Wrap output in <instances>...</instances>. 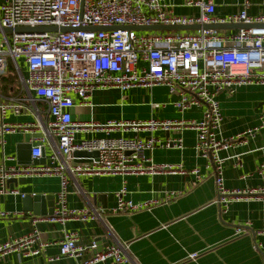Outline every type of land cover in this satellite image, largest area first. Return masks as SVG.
Listing matches in <instances>:
<instances>
[{
	"label": "built area",
	"instance_id": "2783aa9c",
	"mask_svg": "<svg viewBox=\"0 0 264 264\" xmlns=\"http://www.w3.org/2000/svg\"><path fill=\"white\" fill-rule=\"evenodd\" d=\"M171 0H0V28L50 27L58 30L46 32L0 33V76L9 74L13 68L21 82V94L16 102L0 101V143L4 135L23 128L22 124L8 123L3 115L8 110L20 114L30 100L29 94L42 97L48 106L50 120L41 142L31 138L32 158L38 159L44 152L43 143L52 141L50 161L45 165L10 166L0 165L1 192L18 194L19 190L6 188V181L20 174L37 173L56 175L60 189L56 194L55 211L52 215L33 216V228L20 236L0 243V264L13 252L28 256L43 252L48 243L41 239L37 223L43 220L65 223L72 218L97 220L101 214L93 208H70L68 206L70 175L76 173H158L178 171L174 165L156 164L147 155L158 139L139 136L81 139L77 133L90 126L102 131L114 127L123 129H194L196 152L214 165L220 201L225 207L234 199L243 196L239 190H229L224 181V158L220 151L230 148L236 139L246 135L255 137L264 130V112L260 122L242 133L224 138L221 136L223 114L218 95L223 91L233 93L239 86L264 85V14L250 15V0L226 16L216 15L214 0H185L186 6H195L199 13L177 15ZM260 4H264L261 0ZM253 25L250 28L201 29L180 31H136L132 26L153 25H204V24ZM67 27L71 30L61 31ZM108 27L109 29H92ZM23 70L26 73L23 74ZM165 85L180 99L175 106L181 111L194 106H204L200 119L188 120H126L99 124L75 121L72 95L88 104L96 89L119 88L128 90L138 86ZM164 146L183 148L182 137L169 139ZM77 150L99 151V159L76 158ZM76 159H91L77 162ZM264 181V163L259 168ZM197 174L199 170L193 169ZM126 188L118 191L117 204L111 213H127L149 208L150 203H134L124 198ZM243 193V194H242ZM179 193L172 191L170 196ZM264 194V186L245 191L244 195ZM26 196V194H22ZM10 215L0 212V216ZM240 232V230H238ZM259 247V245H257ZM97 242L84 245L75 231H64L60 252L56 257L81 258L89 249H96ZM125 247L113 243L101 252L79 264H94L108 259L115 263L129 260ZM264 253V247L262 248ZM195 257V255H192Z\"/></svg>",
	"mask_w": 264,
	"mask_h": 264
},
{
	"label": "crops",
	"instance_id": "0c3cea01",
	"mask_svg": "<svg viewBox=\"0 0 264 264\" xmlns=\"http://www.w3.org/2000/svg\"><path fill=\"white\" fill-rule=\"evenodd\" d=\"M214 1L217 4L216 15L222 17L237 12L244 0ZM250 1V15L264 14L261 0ZM167 3L177 15L199 13L197 7L184 5L185 0H171ZM20 94L19 79L0 77V101L16 102ZM72 97L75 102L72 108L73 119L99 124L126 120L200 119L204 111L203 105L181 111L175 106V102L180 99L179 94L171 93L165 85L138 86L128 90L100 88L93 92L88 104L82 103L77 95ZM29 98L20 114L8 110L3 115L5 122L22 124L23 128L4 135V144L0 143V165L22 168L35 164L45 165L50 161L51 142L56 140L53 136L52 141L43 143L46 155L42 161L26 165L17 163L18 149L23 143L31 142V138L41 142L46 123L51 118L42 97L31 93ZM217 98L223 114L222 137L237 135L260 122L264 112V85H241L233 93L223 91ZM107 136L158 139L156 146L147 150V155L156 164L174 165L179 170L70 175L68 206L77 209L93 208L101 217L94 221L72 218L64 224L40 221L37 227L41 239L48 243L46 249L33 256L23 252L10 253L2 264H79L96 252H101L97 248L89 249L81 258L61 257L50 260V257L59 255L64 231L77 232L79 242L84 245L100 239L104 245L103 250L113 243L122 244L129 260L121 264H264V194L244 195L249 189L264 186L258 171L264 163V130L255 137L246 135L236 139L230 148L220 151L224 158L225 187L244 193L227 207L220 201L214 165L195 150L194 129L181 130L175 127L165 130L158 127L154 130L135 131L114 127L107 133L90 126L80 130L76 140ZM178 137L183 138V148L163 145L167 140ZM32 144L35 145L34 142ZM193 169L199 170L201 180L192 172ZM17 178L18 182L11 183L7 189H17L18 194L0 191V212L10 214L0 216V243L33 228V216L37 215L23 209L22 194H53L56 202L61 184L56 175L26 173ZM123 187L126 188L125 199L134 203L149 202L150 207L127 213H111L110 209L118 201L117 193ZM172 191L179 194L170 196ZM94 264L119 263L108 259Z\"/></svg>",
	"mask_w": 264,
	"mask_h": 264
},
{
	"label": "water",
	"instance_id": "95a60500",
	"mask_svg": "<svg viewBox=\"0 0 264 264\" xmlns=\"http://www.w3.org/2000/svg\"><path fill=\"white\" fill-rule=\"evenodd\" d=\"M253 25L245 24V23H237V24H204V25H153V26H132V27H120V28H129L136 31H186V30H201V29H232V28H250ZM92 29L99 30V29H109L108 27H93ZM58 30L55 26L50 27H18L15 29L12 28H0V33H23V32H46V31H56ZM71 30L70 28L63 27L61 31ZM1 77V76H0ZM32 147L33 144L31 142L23 143L21 148L17 151V163L26 165L30 163L40 162L46 155L44 151L42 156L38 159H32ZM74 156L76 158L81 157H92L96 160L99 159V151H86V150H77L74 152ZM79 161H89L91 159H76ZM18 178H10L6 181V188L10 186L11 183H17ZM23 209L25 211H31L37 216L43 215H52L55 211V195H26L23 197ZM100 239H97V251H102L104 245L100 242Z\"/></svg>",
	"mask_w": 264,
	"mask_h": 264
},
{
	"label": "rangeland",
	"instance_id": "374dc122",
	"mask_svg": "<svg viewBox=\"0 0 264 264\" xmlns=\"http://www.w3.org/2000/svg\"><path fill=\"white\" fill-rule=\"evenodd\" d=\"M182 34H187V33H191L192 31H189V30H186V31H180ZM9 73H10V75H11V77H13L14 78V75H15V73H14V70H13V68L10 66V68H9ZM4 81H6V80H4Z\"/></svg>",
	"mask_w": 264,
	"mask_h": 264
},
{
	"label": "trees",
	"instance_id": "16d2710c",
	"mask_svg": "<svg viewBox=\"0 0 264 264\" xmlns=\"http://www.w3.org/2000/svg\"><path fill=\"white\" fill-rule=\"evenodd\" d=\"M23 74H25V73H24V70H23ZM5 76H10V77H11L10 73H9L8 75H5ZM5 76H2V77H5ZM14 79H16V80L18 79L16 73H15V75H14Z\"/></svg>",
	"mask_w": 264,
	"mask_h": 264
}]
</instances>
